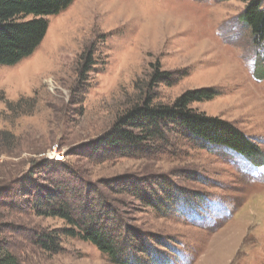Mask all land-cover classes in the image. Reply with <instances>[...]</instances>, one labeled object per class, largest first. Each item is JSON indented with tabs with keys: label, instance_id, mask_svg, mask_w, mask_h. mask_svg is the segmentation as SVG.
<instances>
[{
	"label": "rangeland",
	"instance_id": "rangeland-1",
	"mask_svg": "<svg viewBox=\"0 0 264 264\" xmlns=\"http://www.w3.org/2000/svg\"><path fill=\"white\" fill-rule=\"evenodd\" d=\"M250 1L74 0L46 17L35 53L0 68V188L44 183L53 164H64L110 195L134 230L162 238L165 264H264V45L242 20ZM156 71L185 75L173 87L159 84L155 104L215 90L191 108L232 123L259 145L260 157L172 135L148 144L146 158L92 159L91 145L146 99ZM109 181L193 201L177 198L173 210L159 211L121 188L110 193ZM0 224L21 264H113L80 239L63 238L59 254L35 247L38 232L66 227L59 218L1 207Z\"/></svg>",
	"mask_w": 264,
	"mask_h": 264
},
{
	"label": "trees",
	"instance_id": "trees-1",
	"mask_svg": "<svg viewBox=\"0 0 264 264\" xmlns=\"http://www.w3.org/2000/svg\"><path fill=\"white\" fill-rule=\"evenodd\" d=\"M73 1L0 0V68L17 65L32 56L48 33L46 17L59 14ZM242 20L251 29L255 44L264 45L262 0L248 2ZM184 75L153 73L145 86L146 99L118 117L112 129L91 145V158L95 157L102 163L114 158H146L148 144L164 145L172 135H179L202 148L227 149L252 159L260 157L262 150L259 145L232 123L197 113L191 108L194 103L213 99L217 95L215 90L189 91L172 105L155 104L157 97L153 90L162 83L173 87ZM1 99H4L3 95H0ZM52 168L54 170L45 173L44 183H20L16 192L14 188H0V208L16 206L38 217L65 221L66 227L38 232L33 238L35 247L50 254H59L63 251L62 239L73 238L95 246L113 264L169 262V256L161 250V247L168 248L162 238L144 236L134 230L110 195L82 184L78 172L66 169L64 164H53ZM105 186L113 194L120 193L121 188V193L159 211L163 210L160 206L173 210L179 199L193 201L192 197L184 195L178 198L174 191L167 194L168 189L164 191V197H159L148 195L139 185L131 187L109 181ZM2 232L3 225L0 224V264H21L1 237Z\"/></svg>",
	"mask_w": 264,
	"mask_h": 264
}]
</instances>
